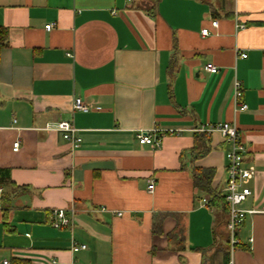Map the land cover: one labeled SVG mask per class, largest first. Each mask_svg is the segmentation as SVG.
Segmentation results:
<instances>
[{
  "label": "crops",
  "instance_id": "crops-1",
  "mask_svg": "<svg viewBox=\"0 0 264 264\" xmlns=\"http://www.w3.org/2000/svg\"><path fill=\"white\" fill-rule=\"evenodd\" d=\"M0 26V264H264V0H0ZM223 122L255 168L233 250Z\"/></svg>",
  "mask_w": 264,
  "mask_h": 264
},
{
  "label": "built area",
  "instance_id": "built-area-1",
  "mask_svg": "<svg viewBox=\"0 0 264 264\" xmlns=\"http://www.w3.org/2000/svg\"><path fill=\"white\" fill-rule=\"evenodd\" d=\"M217 20H212L211 25L216 27ZM55 23L50 22L45 25L46 30H50L54 27ZM202 35H208L209 29H201ZM68 55H70L68 53ZM246 53H241V57H246ZM204 70L209 73H216L217 66L212 62L206 63ZM233 101L237 103L242 97L241 84L238 80H234L233 87ZM245 103H240L239 108H246ZM73 108L81 111H88L89 107L85 104L80 97H76L73 101ZM46 129L59 130L62 132V136L68 140L73 146L79 145L81 138L76 135L77 129L67 121H60L54 124H48L45 127ZM207 131L218 130L225 141L229 144L228 149L225 152V169H226V182L223 188L222 197L228 206V220L226 222V229L229 234V244L231 250L235 248V245L239 243L238 238L236 237V226L242 221L246 213L254 212L253 209H244L240 204L246 199L247 195L251 193V190L248 186V181L253 177L255 168L253 165L244 166L243 164V154L246 151V147L241 140V134L235 124L230 122H223L218 125H210L206 129ZM156 129L152 128L151 130H139L136 132V139L140 144H154L158 146L160 143V136H155ZM172 133V130L169 131ZM19 142L15 141L13 143L12 149L14 151L18 150ZM154 189V181L150 180L148 184L149 192H152ZM69 212V213H68ZM74 210L70 208H54L52 210V221L51 224L54 228H60L67 226L70 223L71 215ZM118 215H121L122 212L118 211ZM251 241V238L249 239ZM86 247L83 243L73 242L71 249L73 251L84 249ZM1 264H10L8 259H3ZM228 264H233L232 259L228 261Z\"/></svg>",
  "mask_w": 264,
  "mask_h": 264
},
{
  "label": "trees",
  "instance_id": "trees-1",
  "mask_svg": "<svg viewBox=\"0 0 264 264\" xmlns=\"http://www.w3.org/2000/svg\"><path fill=\"white\" fill-rule=\"evenodd\" d=\"M6 37H7L6 30L2 26H0V47L3 46L6 43L5 42ZM198 174H199L198 171L195 172V177ZM216 197H217L218 201H221V199H222V201L224 200L222 196H219V195L215 196L214 199H216ZM222 206H225V207L227 206L224 201L222 202ZM225 240H226V242L229 243V239L228 238H226ZM238 245L239 244L237 243L235 246L238 247ZM10 264H31V263H30V261L28 259L13 257V258L10 259Z\"/></svg>",
  "mask_w": 264,
  "mask_h": 264
}]
</instances>
